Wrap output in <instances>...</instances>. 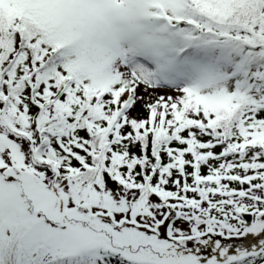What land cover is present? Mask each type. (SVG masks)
Segmentation results:
<instances>
[{"label": "snow or ice", "instance_id": "obj_1", "mask_svg": "<svg viewBox=\"0 0 264 264\" xmlns=\"http://www.w3.org/2000/svg\"><path fill=\"white\" fill-rule=\"evenodd\" d=\"M0 264H264V0H0Z\"/></svg>", "mask_w": 264, "mask_h": 264}]
</instances>
